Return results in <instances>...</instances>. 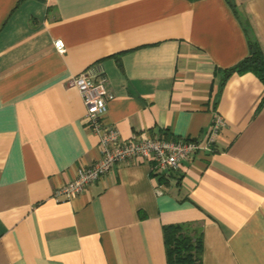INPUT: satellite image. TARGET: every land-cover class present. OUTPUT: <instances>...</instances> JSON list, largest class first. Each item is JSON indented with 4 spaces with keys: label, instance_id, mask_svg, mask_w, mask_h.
I'll use <instances>...</instances> for the list:
<instances>
[{
    "label": "crops",
    "instance_id": "1",
    "mask_svg": "<svg viewBox=\"0 0 264 264\" xmlns=\"http://www.w3.org/2000/svg\"><path fill=\"white\" fill-rule=\"evenodd\" d=\"M248 42L264 58V0H0V264H165L171 223L200 228L199 264H264V86L222 80ZM88 66L121 139L203 141L219 117L212 151L129 159L59 201L99 158L71 82Z\"/></svg>",
    "mask_w": 264,
    "mask_h": 264
},
{
    "label": "built area",
    "instance_id": "2",
    "mask_svg": "<svg viewBox=\"0 0 264 264\" xmlns=\"http://www.w3.org/2000/svg\"><path fill=\"white\" fill-rule=\"evenodd\" d=\"M52 45L58 52L63 50L60 39H55ZM71 82L84 105L83 122L97 136L99 158L90 165L76 166L73 176L53 190L54 197H63L59 201L78 194L114 164L129 159L146 161L149 169L154 172L175 170L196 154L212 151V143L223 125L221 118L215 117L203 141L195 138L164 139L146 131L139 132L132 138L121 139L114 126L103 122L107 104L113 94L102 69L88 66L75 74Z\"/></svg>",
    "mask_w": 264,
    "mask_h": 264
},
{
    "label": "trees",
    "instance_id": "3",
    "mask_svg": "<svg viewBox=\"0 0 264 264\" xmlns=\"http://www.w3.org/2000/svg\"><path fill=\"white\" fill-rule=\"evenodd\" d=\"M233 72H251L264 86V58L255 42H248L246 55L223 70L222 80ZM161 238L165 264H199L201 231L198 226L192 223L164 224Z\"/></svg>",
    "mask_w": 264,
    "mask_h": 264
}]
</instances>
